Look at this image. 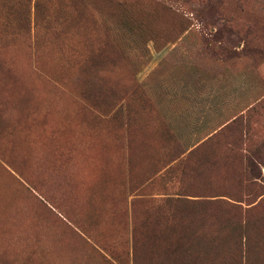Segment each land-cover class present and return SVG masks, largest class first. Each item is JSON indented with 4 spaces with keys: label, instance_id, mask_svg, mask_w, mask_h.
Masks as SVG:
<instances>
[{
    "label": "rangeland",
    "instance_id": "374dc122",
    "mask_svg": "<svg viewBox=\"0 0 264 264\" xmlns=\"http://www.w3.org/2000/svg\"><path fill=\"white\" fill-rule=\"evenodd\" d=\"M263 189L264 0H0V264H243Z\"/></svg>",
    "mask_w": 264,
    "mask_h": 264
},
{
    "label": "trees",
    "instance_id": "16d2710c",
    "mask_svg": "<svg viewBox=\"0 0 264 264\" xmlns=\"http://www.w3.org/2000/svg\"><path fill=\"white\" fill-rule=\"evenodd\" d=\"M244 164L248 165V167H250V162L248 160L245 159ZM247 168V166H246ZM251 168V167H250ZM238 174V173H237ZM239 175V174H238ZM246 175V174H245ZM241 176V174H240ZM242 178V176H241ZM253 178H258V176H254ZM249 182V181H248ZM261 194H259V196L264 195V189L260 192ZM186 199V200H184ZM171 198V201H187V202H191V203H199L200 202H204L203 199H189V198ZM234 201H237L239 203L243 202L241 199H235V198H231ZM200 201V202H199ZM254 202V201H253ZM216 203V205L220 204V201L218 202H214ZM236 203V204H239ZM259 204V203H258ZM257 204V205H258ZM256 204L252 207L257 206ZM165 206V216L167 215L168 217H172L173 219L175 218V214H174V209H170L167 207V204L164 205ZM252 207H247L246 209L242 210V211H238V218L241 220L239 223H242V227H243V264H264V238L260 235L259 237H254L252 234V229H256L254 226H250L248 224V217L246 216L247 210H249ZM200 214V213H199ZM196 214L194 212H189L187 214L186 217H194ZM213 215V220L208 218V220L210 219L211 221V225L214 227L215 224V214L212 213L210 214ZM209 216V215H208ZM203 227H204V223ZM251 224V222H250ZM203 227L201 228V230L198 232V234H203ZM219 239L217 240L215 246H214V250L215 252L211 254L210 256V263L212 264H226L225 260L227 259L228 253H227V248L225 247V245L223 243H219L218 242ZM215 261V262H214Z\"/></svg>",
    "mask_w": 264,
    "mask_h": 264
}]
</instances>
